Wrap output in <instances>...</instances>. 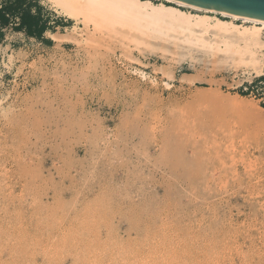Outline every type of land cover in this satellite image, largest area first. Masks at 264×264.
<instances>
[{"label":"rangeland","instance_id":"374dc122","mask_svg":"<svg viewBox=\"0 0 264 264\" xmlns=\"http://www.w3.org/2000/svg\"><path fill=\"white\" fill-rule=\"evenodd\" d=\"M32 1L66 29L0 44V264H264V46L214 26L243 22Z\"/></svg>","mask_w":264,"mask_h":264},{"label":"bare ground","instance_id":"6f19581e","mask_svg":"<svg viewBox=\"0 0 264 264\" xmlns=\"http://www.w3.org/2000/svg\"><path fill=\"white\" fill-rule=\"evenodd\" d=\"M57 6L60 13L66 15L70 19L79 20L78 6L82 7L85 0H52ZM107 5L112 8V10L118 9H131L141 14H145L146 17L150 19L151 28L156 32L173 26L175 23H185L189 26L199 25V24H210L212 18L204 15H192V13H187L178 7L168 6L165 4H154L151 0H103ZM171 3H175L179 6L190 8L199 12L205 13H217L221 16L236 21H242L243 25L235 24L234 22L228 20H222L220 18H215L216 27H221L227 31V34H236V39L244 40L245 44L249 46L245 53L250 54L252 60L255 64L258 63L256 60L258 49L264 46V41L262 40V32L264 31V21H256L253 19L232 15L226 12L218 11L215 9H208L198 5H193L181 0H165ZM114 8V9H113ZM168 20V21H167ZM244 24L252 25L251 27L244 26ZM263 26V27H260ZM229 32V33H228ZM59 40V39H58ZM247 48V47H246ZM261 50V49H260ZM244 53V52H243ZM250 58V57H249ZM261 60V59H260ZM260 62V61H259ZM264 62V61H263ZM254 66V65H253ZM259 67V66H258ZM256 69V68H255ZM262 122V121H261Z\"/></svg>","mask_w":264,"mask_h":264},{"label":"trees","instance_id":"16d2710c","mask_svg":"<svg viewBox=\"0 0 264 264\" xmlns=\"http://www.w3.org/2000/svg\"><path fill=\"white\" fill-rule=\"evenodd\" d=\"M164 4L177 7L174 4ZM33 6L38 8V13H32ZM17 18L19 22L15 30L24 32L31 38L46 41L44 35L47 31L52 30V28L48 25V20L42 15L41 6L37 5V3L32 0H2L0 5V44L5 40V29ZM57 26H60V21H56V27ZM263 80L264 77L259 79V81ZM240 94L243 96L248 95L243 92H240Z\"/></svg>","mask_w":264,"mask_h":264},{"label":"water","instance_id":"95a60500","mask_svg":"<svg viewBox=\"0 0 264 264\" xmlns=\"http://www.w3.org/2000/svg\"><path fill=\"white\" fill-rule=\"evenodd\" d=\"M208 9L264 21V0H181Z\"/></svg>","mask_w":264,"mask_h":264},{"label":"crops","instance_id":"0c3cea01","mask_svg":"<svg viewBox=\"0 0 264 264\" xmlns=\"http://www.w3.org/2000/svg\"><path fill=\"white\" fill-rule=\"evenodd\" d=\"M60 21V26H55V27H52V29H53V31H58V32H52L51 30H50V32L48 31V32H46L45 33V35L47 36L48 34H50V42H54V39H53V37L52 36H60L61 35V29H66L65 27H63V26H65V24L63 23V21L60 19L59 20ZM47 38V37H46Z\"/></svg>","mask_w":264,"mask_h":264}]
</instances>
